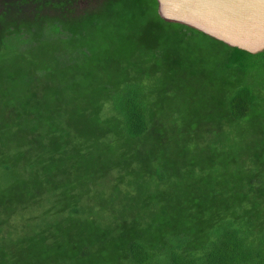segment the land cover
Here are the masks:
<instances>
[{"label":"trees","instance_id":"obj_1","mask_svg":"<svg viewBox=\"0 0 264 264\" xmlns=\"http://www.w3.org/2000/svg\"><path fill=\"white\" fill-rule=\"evenodd\" d=\"M0 264H264V51L0 0Z\"/></svg>","mask_w":264,"mask_h":264},{"label":"water","instance_id":"obj_2","mask_svg":"<svg viewBox=\"0 0 264 264\" xmlns=\"http://www.w3.org/2000/svg\"><path fill=\"white\" fill-rule=\"evenodd\" d=\"M157 13L228 46L264 51V0H155Z\"/></svg>","mask_w":264,"mask_h":264}]
</instances>
